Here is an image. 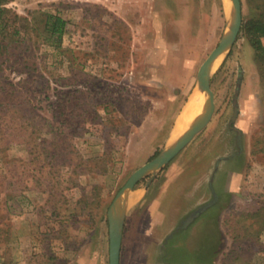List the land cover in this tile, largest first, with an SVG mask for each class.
I'll list each match as a JSON object with an SVG mask.
<instances>
[{
  "label": "rangeland",
  "instance_id": "1",
  "mask_svg": "<svg viewBox=\"0 0 264 264\" xmlns=\"http://www.w3.org/2000/svg\"><path fill=\"white\" fill-rule=\"evenodd\" d=\"M240 1V32L211 72V119L127 195L119 264H264V72L242 31L264 0ZM0 7V264H109L108 207L174 140L193 96L203 111L197 72L231 2ZM45 13L67 22L59 48Z\"/></svg>",
  "mask_w": 264,
  "mask_h": 264
},
{
  "label": "water",
  "instance_id": "2",
  "mask_svg": "<svg viewBox=\"0 0 264 264\" xmlns=\"http://www.w3.org/2000/svg\"><path fill=\"white\" fill-rule=\"evenodd\" d=\"M230 20L228 28L222 35L216 47L208 54L197 72V85L205 95L203 111L195 118L193 123L185 131L175 138L169 145L163 148L156 156L138 167L127 179L124 185L116 193L107 210L108 235H109V264H119L122 232L124 227L127 207L123 205L118 216L115 209L134 190L135 185L144 177L149 176L146 186L151 183L155 172L163 169L210 121L214 111V94L210 86V77L213 70L212 63L222 55L228 53L235 43L242 26V6L240 0H230ZM211 203V202H210ZM210 203L198 207L185 220L184 224L198 216Z\"/></svg>",
  "mask_w": 264,
  "mask_h": 264
},
{
  "label": "trees",
  "instance_id": "3",
  "mask_svg": "<svg viewBox=\"0 0 264 264\" xmlns=\"http://www.w3.org/2000/svg\"><path fill=\"white\" fill-rule=\"evenodd\" d=\"M5 0H0L2 5ZM1 8V7H0ZM66 20L52 13H45L44 30L47 32L46 41L56 48L61 47ZM242 31L254 50L255 60L264 72V10L249 17L243 24ZM216 198L211 201L206 210H212ZM186 256V255H185Z\"/></svg>",
  "mask_w": 264,
  "mask_h": 264
},
{
  "label": "bare ground",
  "instance_id": "4",
  "mask_svg": "<svg viewBox=\"0 0 264 264\" xmlns=\"http://www.w3.org/2000/svg\"><path fill=\"white\" fill-rule=\"evenodd\" d=\"M217 61H218V59H216L212 63V68H214L216 66ZM201 99L203 100L204 97L201 98ZM203 105H205V104H203ZM198 106H199L198 105V97L195 95V96H193L190 99V101L188 102L187 106L184 108V111L181 113V115L176 120V123L174 125L173 131L171 133V138H173V139L177 138L179 135H181L185 131L186 128H188L193 123V121L195 120V115L197 116V115H199V112H202L201 110H199V112H198V109H199ZM197 112H198V114H196ZM128 200L129 199L126 196L125 199H124L125 203L123 204V202H122L119 205V208L115 209V212H114L115 216L119 215L121 208H123V205H125V207H127V204L129 202Z\"/></svg>",
  "mask_w": 264,
  "mask_h": 264
},
{
  "label": "crops",
  "instance_id": "5",
  "mask_svg": "<svg viewBox=\"0 0 264 264\" xmlns=\"http://www.w3.org/2000/svg\"><path fill=\"white\" fill-rule=\"evenodd\" d=\"M173 131V130H172Z\"/></svg>",
  "mask_w": 264,
  "mask_h": 264
}]
</instances>
